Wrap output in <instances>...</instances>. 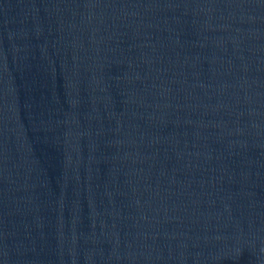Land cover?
Segmentation results:
<instances>
[{
	"label": "water",
	"instance_id": "1",
	"mask_svg": "<svg viewBox=\"0 0 264 264\" xmlns=\"http://www.w3.org/2000/svg\"><path fill=\"white\" fill-rule=\"evenodd\" d=\"M0 264H264V0H0Z\"/></svg>",
	"mask_w": 264,
	"mask_h": 264
}]
</instances>
